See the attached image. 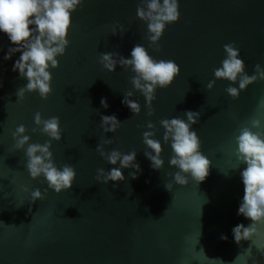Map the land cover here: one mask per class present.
I'll use <instances>...</instances> for the list:
<instances>
[{
  "label": "water",
  "instance_id": "obj_1",
  "mask_svg": "<svg viewBox=\"0 0 264 264\" xmlns=\"http://www.w3.org/2000/svg\"><path fill=\"white\" fill-rule=\"evenodd\" d=\"M139 3L83 0L72 14L59 66L49 69L52 92L46 100L34 92L16 103V91L27 80L12 71L20 53L3 60L13 45L0 33V264H264V223L237 215L244 195L240 172L246 165L237 168L234 154L242 124L259 119L264 131V81L249 85L236 100L225 92L228 81L205 89L225 57V44L239 48L248 75L256 64L264 68V0H179V19L166 26L159 52L149 46L147 26L136 17ZM115 22L127 30L112 35ZM137 44L154 59L173 60L180 68L168 88L156 90L151 117L138 92L132 99L141 106L139 115L122 104L134 73L119 65L108 73L99 63L101 53L131 58ZM186 111L200 112L192 130L211 166L202 183L188 177L187 185L174 184L169 192L164 184L172 182L170 174L177 169L169 167L171 149L163 144L159 121L186 120ZM36 112L44 119L59 117L62 138L52 142L53 160L76 171L71 189L60 194L48 189L43 177L32 180L24 152L14 148L12 133L21 124L30 143L49 139L32 131ZM111 115L122 125L115 133H103L101 116ZM149 122L163 147L159 171L144 156L142 133ZM105 139L113 141L105 151L137 152L141 173L136 179L130 178L132 169H121L123 182H95L98 168L119 167L96 153ZM36 188L47 194L33 203L30 193ZM251 223L255 231L237 244L233 227Z\"/></svg>",
  "mask_w": 264,
  "mask_h": 264
},
{
  "label": "clouds",
  "instance_id": "obj_2",
  "mask_svg": "<svg viewBox=\"0 0 264 264\" xmlns=\"http://www.w3.org/2000/svg\"><path fill=\"white\" fill-rule=\"evenodd\" d=\"M83 3V0H0V33L7 35L13 47H10L4 55L3 60L8 61L16 53H20L12 67V71L27 80L24 87L16 91L17 101L24 100L26 93H38L41 100H46L52 92L51 73L49 69H56L57 57L63 56L68 47L67 34L71 26L72 14ZM179 0H140L136 8V17L147 26V40L149 46H155L154 50L159 52V41L166 26L173 24L179 19ZM125 29L115 22L111 31L112 35L117 32L123 34ZM225 53L221 65L213 70L214 79L205 86L211 91L217 80L229 82L225 89L226 94L233 100L239 98L240 93L245 91L249 85L257 81H264V68L256 64L253 74L245 72V62L241 58L240 50L234 43L223 46ZM131 58H124L117 53L99 54V63L108 73L115 72L117 65L124 70H131L134 75L130 83L132 90L124 93L122 104L134 115H139L141 106L139 102L132 99L134 93H139L145 101L146 115H154L152 108L156 99V90L168 88L180 73L179 66L173 60L154 59L141 44L135 45L130 53ZM238 84V87L231 85ZM101 107L108 108L106 98L100 101ZM185 119L176 117L162 119L159 121L163 129L162 141L171 149L169 167L177 169L171 173V183H165L164 187L171 192L173 185L185 186L188 177L196 185L202 183L209 174L211 161L201 152V141L192 126L197 124L200 112L186 111ZM37 131L49 139L43 144L30 143V136L26 134V127L21 124L12 133L15 150H22L25 155V168L32 180L43 177L47 188L60 194L71 189L76 178L73 166L64 164L57 167L53 160L51 151L52 142H60L62 135L60 119L57 116L42 118L40 112L33 117ZM122 123L115 115L101 116L100 128L103 133H115ZM147 131L142 133V142L147 149L144 152L146 159L150 161L153 170L159 171L164 166L162 159L163 147L161 140L156 139V126L149 122L146 124ZM262 123L259 119H250L242 124L235 136V157L237 168L240 164L246 167L240 172L244 187L243 199L238 207V216H243L252 222L264 223V131H260ZM257 131H253V130ZM111 139L99 142L95 151L112 167L108 172L103 168L96 170L95 182L107 184L112 182H123L125 177L121 169H132L130 178L136 179L141 173L136 163L135 150L122 153L113 149L105 151L106 145H111ZM47 191L41 192L36 188L30 193L31 202L43 200ZM31 212V209H29ZM251 223L248 227L238 224L232 229L234 241L239 244L241 240H247L255 231ZM222 240L227 237L222 235Z\"/></svg>",
  "mask_w": 264,
  "mask_h": 264
}]
</instances>
